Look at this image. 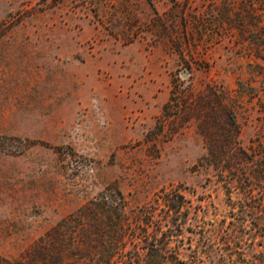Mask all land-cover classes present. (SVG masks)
Masks as SVG:
<instances>
[{
  "label": "rangeland",
  "instance_id": "obj_1",
  "mask_svg": "<svg viewBox=\"0 0 264 264\" xmlns=\"http://www.w3.org/2000/svg\"><path fill=\"white\" fill-rule=\"evenodd\" d=\"M222 2L0 0V264H91L97 230L69 217L117 191L181 258L264 264V61Z\"/></svg>",
  "mask_w": 264,
  "mask_h": 264
},
{
  "label": "trees",
  "instance_id": "obj_2",
  "mask_svg": "<svg viewBox=\"0 0 264 264\" xmlns=\"http://www.w3.org/2000/svg\"><path fill=\"white\" fill-rule=\"evenodd\" d=\"M235 4L230 5L227 0H223L218 8L220 24L232 25L237 30L246 53L264 61V0H236ZM252 72L260 79L263 92L256 94V97L264 110V67L254 64ZM241 84L240 82V86ZM223 97L225 98V96H217L221 103L224 102ZM229 125L237 131V124L232 115ZM229 143L235 146L238 141L231 137ZM259 146V142L251 146L254 155L259 153ZM235 147L240 149V146ZM261 156L262 176H259L255 169L248 182L250 188L260 186L264 192V150ZM117 196L118 199L103 197L98 201H91L78 208L69 217L78 225L89 222L93 229L97 230L95 233L98 240L92 246L91 264H201V252L204 254L203 257H210L211 252L207 249L208 246H204V248L192 250L194 260L181 258L179 244L175 240L178 239L179 233L174 234L176 231L165 221L164 215L158 216L153 203H146L127 213L123 196L119 191ZM164 202H170V200L165 199ZM173 207V211L179 210L178 204ZM66 220L59 225L62 226ZM174 225L176 227L174 229L180 230L178 224ZM253 264H256V261H253Z\"/></svg>",
  "mask_w": 264,
  "mask_h": 264
}]
</instances>
